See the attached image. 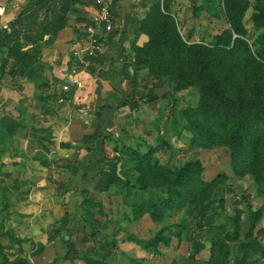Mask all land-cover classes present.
Listing matches in <instances>:
<instances>
[{
	"label": "rangeland",
	"instance_id": "374dc122",
	"mask_svg": "<svg viewBox=\"0 0 264 264\" xmlns=\"http://www.w3.org/2000/svg\"><path fill=\"white\" fill-rule=\"evenodd\" d=\"M229 1H140L122 24L128 40L108 42L120 26L113 16L100 56L89 58L81 53L95 15L89 0L76 18L66 0H0V264H264V191L234 171L226 147L197 142L187 129L200 90L149 97L190 81L206 49L221 70L235 60L253 67L254 58L264 71L255 55L264 0H240L243 34L232 40L248 50L233 56L216 45L231 29ZM140 35L142 47L168 37L183 53L144 57L134 50ZM16 76L28 91H18ZM142 156L172 174L197 164L202 189L177 199L162 174L139 166ZM209 202L221 228L213 243L196 228V210Z\"/></svg>",
	"mask_w": 264,
	"mask_h": 264
},
{
	"label": "trees",
	"instance_id": "16d2710c",
	"mask_svg": "<svg viewBox=\"0 0 264 264\" xmlns=\"http://www.w3.org/2000/svg\"><path fill=\"white\" fill-rule=\"evenodd\" d=\"M240 0H230L227 9V17L231 29L225 31L216 38V45L224 49L227 55H235L238 49L247 51L246 43L233 35L242 36L238 24V12L241 10ZM117 31H113L108 42H112ZM259 50L256 57L264 61V33L258 41ZM136 53H142L144 57H176L183 53L180 43L172 38L165 37L162 40L152 39L144 47L134 44ZM195 73L190 81H182L178 88L172 89L175 98L180 90L194 86L200 90V103L196 111L187 113V129L192 133L193 140L200 143L215 142L223 145L230 152V159L234 171L242 175L250 174L258 186L260 192L264 191V71L262 65L252 58L253 67L241 64L238 60L232 61L227 70H221V60H218L214 50L199 51L195 58ZM252 67V68H251ZM238 77H237V75ZM233 75V76H232ZM235 76L237 79H235ZM149 97L156 100L154 90ZM118 161L112 160L116 167ZM142 168L149 166L152 171L162 174L165 178V186L168 192L177 199L186 200L189 196L197 194L202 189L198 178L200 167L197 164L188 163L176 174L163 169H156L149 164L148 157L142 156L138 161ZM114 179L120 183L132 186L131 182L123 181L116 173ZM143 189L151 188L149 183L142 186ZM169 205L168 207H170ZM212 203L201 205L196 211L198 233L203 234L202 239L213 243L220 235V227L213 223L215 213ZM214 216V217H213ZM194 252H199L203 245L201 241L193 242ZM99 264V263H97Z\"/></svg>",
	"mask_w": 264,
	"mask_h": 264
},
{
	"label": "built area",
	"instance_id": "2783aa9c",
	"mask_svg": "<svg viewBox=\"0 0 264 264\" xmlns=\"http://www.w3.org/2000/svg\"><path fill=\"white\" fill-rule=\"evenodd\" d=\"M95 8L96 13L93 16L91 24L87 27L85 33L88 38V45L81 52L85 57L96 58L100 56L102 50V38L104 34H109L113 29L112 9L118 0H89ZM129 3H135L140 0H126ZM4 8H0V16H2ZM3 30L7 29L6 25H1ZM75 82V80H73ZM62 92L68 93L69 86L63 85ZM62 93V94H63ZM63 101V99L61 100Z\"/></svg>",
	"mask_w": 264,
	"mask_h": 264
},
{
	"label": "crops",
	"instance_id": "0c3cea01",
	"mask_svg": "<svg viewBox=\"0 0 264 264\" xmlns=\"http://www.w3.org/2000/svg\"><path fill=\"white\" fill-rule=\"evenodd\" d=\"M66 1L70 3V10H72V12H73L72 14L76 18L75 15H78V13L81 12V9H82L81 1L82 0H66ZM140 1L142 2L143 0H140ZM140 1H136L135 3H129L126 0H118L115 3V5L113 6L112 15L114 16V18H116V20H117L116 23H118L120 25L117 28L118 32L116 34V38H113L114 41L118 40V41L124 42V41L128 40V35L122 30V28H123L122 24L124 23L125 20L132 21L136 17V14L139 12L140 8H142V5H139ZM91 7H92L91 10L96 13V10L92 6V4H91ZM65 59L66 58L64 57L62 61H64ZM60 70H62V69L57 68L54 72L60 73L61 72ZM50 73H49V75H50ZM14 79L16 82H18L19 85L21 84V88L18 89L19 92L24 93L25 91L29 90V85H31V84L28 83V81L26 79L18 78V76H16ZM90 83H91V81H90ZM2 84H4V85L1 86L0 91L1 90L4 91L3 87H5V83L2 82Z\"/></svg>",
	"mask_w": 264,
	"mask_h": 264
},
{
	"label": "water",
	"instance_id": "95a60500",
	"mask_svg": "<svg viewBox=\"0 0 264 264\" xmlns=\"http://www.w3.org/2000/svg\"><path fill=\"white\" fill-rule=\"evenodd\" d=\"M144 43H147V38L144 35H141L136 43L137 47H142ZM169 93L172 94V88H157L154 90V95L156 97H162L164 94Z\"/></svg>",
	"mask_w": 264,
	"mask_h": 264
}]
</instances>
